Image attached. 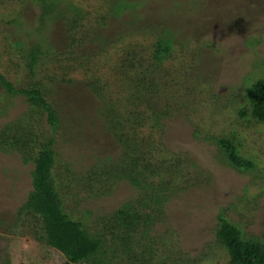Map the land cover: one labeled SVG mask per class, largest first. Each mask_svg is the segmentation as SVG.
Wrapping results in <instances>:
<instances>
[{
	"label": "rangeland",
	"instance_id": "obj_1",
	"mask_svg": "<svg viewBox=\"0 0 264 264\" xmlns=\"http://www.w3.org/2000/svg\"><path fill=\"white\" fill-rule=\"evenodd\" d=\"M73 1L81 2L90 11L99 6L112 8L117 2ZM159 2H162L158 7L159 16L157 10L152 12L144 7L133 6L124 11L118 19L112 17L113 24L108 25V32L120 28L123 24L129 25L128 28L143 29L155 19L163 25L161 28L154 27L158 33L168 27L186 33L204 31L201 40L196 39L189 43L186 60L185 52L182 50L183 54L181 49L176 47L179 51L173 53L175 58L163 65V76L167 71L166 75L179 79L178 85L169 84L165 88V93L169 95L165 97L168 103L178 107L180 102L186 101L189 105L186 111L178 112L174 118L167 121L166 142L172 155L183 158L184 171L191 180L187 184L181 182L182 178H178L174 171L183 173L182 166H174L172 173L175 178L172 181L168 178L170 184L166 186L175 191L166 202L168 217L167 220L161 219L162 224H158L156 231L152 233L153 246L150 245V248L146 249L147 252L144 250L147 258L144 262L231 264V255L217 239L221 215L242 231L244 239L264 244V124L254 118L248 97V91L264 81V0ZM40 14L39 5L31 0H28L26 5L22 0H0V76H4L15 89L26 87L32 82L25 59L27 49L22 50L21 47H16L15 43H23L27 48L37 43L33 35L41 26ZM15 20L18 21L17 25ZM86 20L89 24L92 22ZM61 32L60 23L53 22L44 35L49 42H44L43 45H58L57 39ZM136 35L141 41L154 42V38L145 36L142 30L137 31ZM22 58L25 61L20 60ZM96 58L105 62L110 58L115 61L116 56L109 50L107 54L104 52ZM199 62L198 71L206 76V80L212 82L209 86L201 85L194 76L186 74V67L195 66ZM58 64L59 62L49 64L45 69L49 71L45 72L47 77L43 81L45 91L48 92L47 99L54 103L63 118L71 119L72 112L91 116L90 122L84 117L82 137L78 143L72 145V150L67 148V145L59 148L65 152L69 164L73 162L74 169L82 174L87 168L97 164V155L104 157L103 153H116L118 136H115L114 130L106 128L105 122L111 121V118L122 120L134 109L144 113L148 111L145 112L147 107L136 101V96H140L142 89H136L139 87L134 83V79L122 76L115 78L112 81L113 88H109L104 79H98L103 93V98H99L92 89L90 90L89 84L93 83V79L89 80L90 74L86 76L85 71L74 74V81L71 83L57 80L54 76H57ZM104 64L105 68L101 73L104 76L107 72L105 79L110 81L112 76H108V70L111 66ZM53 70H56V73ZM45 76H37L36 80H44ZM163 76L159 80L162 84L167 81ZM215 93L220 97L216 98ZM129 100L132 105H128ZM114 103L117 114L113 112L110 116L104 112V108ZM0 110L6 115L0 119V128L9 121H27L25 112L27 113L29 108L26 97L9 95L1 77ZM161 110V106H155L153 109L157 112ZM94 121L97 127L91 124ZM219 137L233 140L238 148L237 153L249 160L250 165L253 164L252 169L240 173L230 167L226 155L215 143ZM93 149L97 153L96 156L92 153ZM177 161L179 159L173 157L171 166ZM61 162L59 159L58 164H62ZM65 166L67 164H63L61 169ZM33 170L34 165H25L19 155L4 154L0 151V264H63L65 261L62 253L34 238V229L29 223L31 214H22V219L26 220L23 226L18 222V209L23 206L33 190ZM64 170L55 173L57 182L64 174L61 171ZM166 177L167 175L164 179ZM153 180L154 183H160L157 178ZM80 195L87 196V193L83 191ZM138 195L130 185L121 183L116 194L112 196H101L97 199L80 197L77 202L76 198L69 199L66 196L69 200L66 201L65 211L72 219L83 221L90 234L100 233L106 240H115L116 244L117 240L113 238L115 235H111L112 214L117 212L123 203L131 201V198H135L136 204L143 201ZM118 252L119 258L114 260V264H129L127 257H122L121 251Z\"/></svg>",
	"mask_w": 264,
	"mask_h": 264
},
{
	"label": "trees",
	"instance_id": "obj_2",
	"mask_svg": "<svg viewBox=\"0 0 264 264\" xmlns=\"http://www.w3.org/2000/svg\"><path fill=\"white\" fill-rule=\"evenodd\" d=\"M31 1L36 2L41 10V26L33 35L37 43L30 48L20 42H16L15 45L22 50L27 49L25 59L32 82L26 87L15 89L4 76H0L7 93L26 97L29 108L27 113L25 112L27 121L22 122L19 119L15 122L9 121L0 128V151L4 154L15 153L21 157L25 165L30 163L34 165L33 190L23 206L18 209V222L23 226L26 220L22 219V214L25 212L31 214L29 223L34 229L32 231L34 238L62 253L65 256L63 264H114V260L119 258L118 251H121L122 257H127L129 264H149L150 262H144L147 259L144 250L147 252L146 249L150 248V245L153 246L151 235L156 231L157 225L162 224L160 223L162 220H167L166 202L175 191L166 186L170 184L168 178L171 181L175 178L172 173L174 166L178 167L179 164L182 166L183 173L174 171L178 178H182L181 182L187 184L191 180L184 171L183 158L176 154L172 155L166 142L167 121L174 118L178 112L186 111L189 105L188 102L182 101L178 108L168 103L165 97L169 95L165 93V88L169 84L178 85L179 79L166 75L167 71L163 76V65L175 58L173 53L180 49L182 53L185 52L183 54L186 60L189 43L196 39L201 40L204 36L203 27L201 33L179 32L169 27L158 33L154 27L161 28L163 25L154 19L147 28L134 29L123 24L120 28L108 32L109 23L113 24L111 18L118 19L124 11L133 6L144 7L152 12L157 10L159 16L158 7L162 4L159 0H117L112 6L113 9L99 6L91 11L81 2L76 3L73 0ZM22 2L26 5L28 0ZM86 19L92 22L89 24ZM53 22L62 26L61 35L57 39L60 44L45 47L44 42L49 40L44 35ZM15 24H18L17 20ZM140 30L144 31L145 36H152L154 42L139 40L136 32ZM176 47L179 50H176ZM109 50L115 54V61L110 58L102 62L96 58L102 56L104 52L107 54ZM96 59L98 60L94 61ZM55 62H59L57 65L59 67L56 69L57 76L54 77L61 82L71 83L74 81V74L80 71H85L86 76L90 74L88 79H93V83L89 84L90 90L92 89L99 98H103V93L98 79L101 81L104 79L109 88H113L112 81L120 76L134 79V83L139 87L136 89H142L140 96H136V101L147 107L145 112L148 111L144 113L134 109L126 118L122 116V120L111 118V121L105 122L106 128L114 130L115 136H118L116 153H103L105 156L101 157L93 149L92 153L99 158L97 164H93L82 174L74 169L73 162L69 164L65 152L59 148L67 145L66 147L71 149L73 144L78 143L82 137L84 117L90 122L91 116L72 112L71 119L63 118L54 103L47 99L48 92L45 91L43 81L46 80L45 74L49 71L45 69ZM104 63L107 67L111 66L112 70H108V76H112L110 81L105 79L107 72L104 76L101 73L105 68ZM190 67H186L187 75L194 76L203 86L211 85L212 82L206 80V76L198 71L200 62ZM56 70H53L54 73ZM60 71L61 73H58ZM40 75L45 76V79L36 80ZM162 76L166 78V83L159 82ZM214 96L220 97L217 93ZM248 97L254 118L264 124V81L251 88ZM115 104L106 105L104 112L110 116L113 112L117 114ZM128 105H132L130 100ZM155 106H161V112L153 111ZM4 115L0 110V119ZM91 124L97 127L96 121ZM215 143L226 155L230 167L240 173L252 169L253 164L250 165L249 160L237 153L238 148L233 140L219 137ZM173 157L179 161L172 163L171 166ZM59 159L62 164H58ZM63 164L67 166L63 168L64 172L61 171L64 174L61 176L59 174L57 182L54 176L56 172L63 170L61 169ZM165 175L167 177L164 179ZM154 178L159 179L160 183H154ZM121 183L130 185L137 191L140 199L144 200L141 201L142 204L141 202L136 204L135 198H131V201L123 203L121 208L112 214L111 235H115L113 238L117 240L116 244L115 240H106L100 233L90 234L83 221L72 219L65 211L67 200L76 198L77 202L80 197L97 199L101 196H112L116 194ZM83 191L87 196L80 195ZM66 196L69 199H66ZM219 219L221 226L217 239L231 255L230 263L264 264V244L244 239L242 231L223 215Z\"/></svg>",
	"mask_w": 264,
	"mask_h": 264
}]
</instances>
